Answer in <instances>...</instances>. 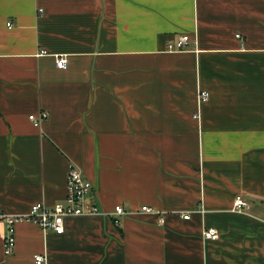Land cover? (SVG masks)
I'll list each match as a JSON object with an SVG mask.
<instances>
[{"label": "crops", "instance_id": "obj_1", "mask_svg": "<svg viewBox=\"0 0 264 264\" xmlns=\"http://www.w3.org/2000/svg\"><path fill=\"white\" fill-rule=\"evenodd\" d=\"M70 166L102 213L7 255L1 222L0 264H264V0H0V214L65 203Z\"/></svg>", "mask_w": 264, "mask_h": 264}, {"label": "built area", "instance_id": "obj_2", "mask_svg": "<svg viewBox=\"0 0 264 264\" xmlns=\"http://www.w3.org/2000/svg\"><path fill=\"white\" fill-rule=\"evenodd\" d=\"M9 26L12 23H8ZM241 37V35H239ZM191 36L186 34L180 36L177 42H171L169 44V49L175 48L177 46L180 49L186 47V45L191 41ZM42 54H46L47 51L43 49ZM68 64V59L65 55H58L56 58V66L60 68H66ZM210 93L208 91H201L200 93V102L208 100ZM48 113H42L40 116L31 115L32 119L36 125L40 124L42 120L47 117ZM68 191H67V200L65 203H58L53 206L46 205L44 203H36L30 210L28 214H23L20 216H12L7 214H0V223L5 222L7 227V233L5 237V254H11L14 252L16 247V237H15V224L20 221H30L35 222L38 225L42 226L44 230L52 229L58 234H63L65 231L64 221L66 217L77 216V215H91V214H100L102 209L99 208L97 204L89 205L87 203V196L90 193L91 187L93 186L92 181H87L82 171L78 167L70 166L68 172ZM250 204L242 196H238L235 201V209L238 210H248ZM143 210L153 212V207H143ZM125 208L123 206H117L116 214L117 217L120 215L126 214ZM185 219H189V215L183 216ZM205 238L217 239L219 238L218 232L214 228H208L204 232ZM37 264H44L46 262V257L38 254L36 255Z\"/></svg>", "mask_w": 264, "mask_h": 264}]
</instances>
